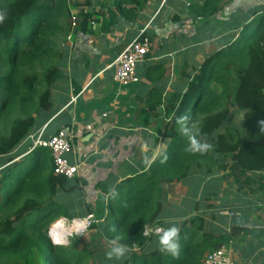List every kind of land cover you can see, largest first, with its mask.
<instances>
[{
	"label": "trees",
	"instance_id": "16d2710c",
	"mask_svg": "<svg viewBox=\"0 0 264 264\" xmlns=\"http://www.w3.org/2000/svg\"><path fill=\"white\" fill-rule=\"evenodd\" d=\"M145 2L113 0V7L131 20L137 12L132 5ZM76 3L0 0V14L5 16L0 23V264H91L100 239L106 244L115 240L127 248L120 260L111 259L117 264H201L205 253L226 249L231 237L247 230L233 227L228 235L205 236L203 220L195 216L189 226L179 229L178 255L142 248L151 239L158 244L159 235L169 227L161 223L162 184L184 182L194 168L205 169L206 175L227 170L226 177L237 180L264 162V128H260L264 121V14L252 32L242 31L233 46L209 55L184 93L167 99L164 136L170 143L149 170L115 185L98 183L97 188L107 194L108 212L90 227L97 242L84 244L74 236L65 244H54L48 235L54 222L92 213L90 207L81 215L71 214L62 202L64 197L56 194L68 190V178L53 173L47 148L29 151V135L39 124L38 115L50 113L51 84L59 74L58 40L70 31V7ZM217 3L205 0L193 11L199 15L202 9L204 17L211 16ZM82 15L84 19L83 12L76 15L77 22ZM160 100L161 96L156 104ZM231 107L243 111V130L228 124ZM181 117L188 118L187 125L199 142L210 146L208 150L187 151L189 140L181 131ZM257 179L263 188L264 176ZM156 226L161 227L159 234L144 235L146 227Z\"/></svg>",
	"mask_w": 264,
	"mask_h": 264
},
{
	"label": "crops",
	"instance_id": "0c3cea01",
	"mask_svg": "<svg viewBox=\"0 0 264 264\" xmlns=\"http://www.w3.org/2000/svg\"><path fill=\"white\" fill-rule=\"evenodd\" d=\"M76 2L70 12L86 17H79L58 40L59 74L51 84L50 113L38 115L39 124L31 134L45 125V137L68 133L72 152L67 159L77 166V175L68 179L67 191L56 194L64 197L71 214L81 215L91 207L99 222L108 209L107 194L98 183L115 185L149 170L170 143L164 136L167 99L184 93L209 55L233 46L242 31L254 30L264 14V0H218L214 14L207 17L202 9L199 15L193 11L205 0H146L142 6L132 5L137 12L131 20L115 10L113 0ZM141 30L152 47L136 65L138 81L119 86L110 65ZM243 114L231 107L228 124L243 130ZM260 166L247 169L237 180L226 177L227 170L206 175L200 168L184 182L164 183L161 223L180 229L200 216L205 236L244 228L246 232L225 245L227 251L235 264H264V187L257 179L264 176V162ZM155 248L159 246L151 239L142 249L151 253Z\"/></svg>",
	"mask_w": 264,
	"mask_h": 264
},
{
	"label": "built area",
	"instance_id": "2783aa9c",
	"mask_svg": "<svg viewBox=\"0 0 264 264\" xmlns=\"http://www.w3.org/2000/svg\"><path fill=\"white\" fill-rule=\"evenodd\" d=\"M77 25L76 15L71 13V29H73ZM67 36V39H69ZM152 47V42L150 39L145 36L144 30H141L140 33L130 40L125 47L115 56L114 60L111 63V67H113L112 78L113 81L116 82L119 86L125 87L130 83H134L138 81V78L135 74V69L137 63L143 61L150 51ZM76 97H72L70 103H74ZM46 125L40 130L35 131L34 134L29 135V139L31 141V147L29 151L36 147H45L49 150L52 158L53 164V173L57 176H63L68 179L73 178L77 175V166L74 164H70L67 159V155L72 152V143L68 136V133L64 131H60L56 134H52L49 137H44ZM78 219V218H74ZM74 219L70 221L69 224L74 223ZM83 219V227L81 230L77 232H72L74 234H81L85 232L88 228L91 227L93 223H96V218L94 214L89 213ZM64 224L66 218H62ZM55 224H52L48 229V235L53 240L55 237L56 231L52 233V229ZM55 228V227H54ZM161 231V227H146L144 229V235H155L159 234ZM69 233V235H72ZM67 237V236H66ZM65 241L60 244L67 243L66 238L62 239ZM201 264H235L233 258L230 253L224 248L220 247L218 249L212 250L210 252L205 253Z\"/></svg>",
	"mask_w": 264,
	"mask_h": 264
},
{
	"label": "clouds",
	"instance_id": "9594fccd",
	"mask_svg": "<svg viewBox=\"0 0 264 264\" xmlns=\"http://www.w3.org/2000/svg\"><path fill=\"white\" fill-rule=\"evenodd\" d=\"M5 20V16L3 14H0V23H3ZM187 117H181V131L183 134L188 138L189 144L187 147V151L195 153V152H204L208 150L210 147L207 143H201L196 139V135L193 131V129L187 125ZM260 128H264V121H260ZM179 239H180V231L178 227L175 224H171L169 227L164 229L158 238V245H159V251L163 254H168L171 256L178 255L180 251V245H179ZM65 241H62L58 237H53V243L54 244H60ZM127 248L117 241L113 240L111 241V247L107 251L106 256L109 259L115 258L116 260H120L122 257H124L127 253Z\"/></svg>",
	"mask_w": 264,
	"mask_h": 264
},
{
	"label": "rangeland",
	"instance_id": "374dc122",
	"mask_svg": "<svg viewBox=\"0 0 264 264\" xmlns=\"http://www.w3.org/2000/svg\"><path fill=\"white\" fill-rule=\"evenodd\" d=\"M24 26H25V24H23ZM59 42H61V39H60V41ZM62 46H63V44H61ZM12 155H14V153H12ZM1 161H0V165H1ZM1 167V166H0ZM195 169V171H197L198 169H196V168H194ZM193 169V170H194ZM163 185V184H162ZM165 197V196H164ZM165 203V202H164ZM166 205H167V203H166ZM74 218H78V217H72V218H66V220H65V225H67V224H69L70 223V221L72 220V219H74ZM62 218H60L59 220H61ZM59 220H57L56 221V223L57 222H59ZM55 222L53 223V224H56ZM58 228H60L59 226H57ZM57 229V228H56ZM59 229H57V231H58ZM93 233L94 232H92V230H91V228H88L85 232H83V233H81V234H74V233H72V235H67V237H66V240L68 241V239L69 238H71V237H74V236H76L77 238H81L82 240H83V243L84 244H92V242L93 241H95V243L97 242V240H96V238H95V240H94V235H93ZM82 243V242H81ZM100 246H99V245ZM109 245H111V244H109V243H107L106 244V242H105V240L104 239H100L99 240V242H97V244H96V247H98V249L94 252V254H93V256H92V258H90L89 260V262H91V264H117V262H112V260L111 259H109L107 256H106V250L108 249V248H110V246ZM102 252H105V254H103Z\"/></svg>",
	"mask_w": 264,
	"mask_h": 264
},
{
	"label": "bare ground",
	"instance_id": "6f19581e",
	"mask_svg": "<svg viewBox=\"0 0 264 264\" xmlns=\"http://www.w3.org/2000/svg\"><path fill=\"white\" fill-rule=\"evenodd\" d=\"M83 224H84V222H83L82 218L74 219V223L70 224V225H65L63 220L61 219V220H59V222H57L54 225L55 228L53 227L52 233H54V231H56L55 237H58L62 240V239H65L66 236L69 235V233L77 232L78 230H81L83 227ZM57 226H59L60 228H58ZM56 228L59 230L57 231Z\"/></svg>",
	"mask_w": 264,
	"mask_h": 264
}]
</instances>
